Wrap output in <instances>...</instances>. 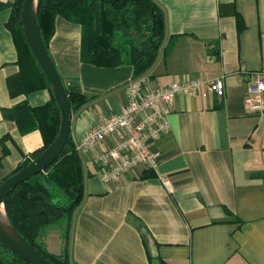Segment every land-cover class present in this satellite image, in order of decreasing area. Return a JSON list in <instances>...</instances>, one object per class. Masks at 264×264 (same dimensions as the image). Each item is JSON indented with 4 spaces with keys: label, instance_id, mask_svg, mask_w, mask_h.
<instances>
[{
    "label": "crops",
    "instance_id": "obj_1",
    "mask_svg": "<svg viewBox=\"0 0 264 264\" xmlns=\"http://www.w3.org/2000/svg\"><path fill=\"white\" fill-rule=\"evenodd\" d=\"M13 1L0 0V155L6 149L0 181L43 145L38 129L21 133L2 108L50 99L46 88L9 91L8 79L19 72L6 26ZM154 1L163 12L164 37L154 63L141 74L149 86L221 77L225 92L217 97L205 84L194 95L175 96L166 115L169 128L152 145L155 170L137 168L105 183L94 157L117 136L87 151L76 149L83 195L71 218L70 263L264 264V114L249 111L244 101L252 74L264 73V0ZM80 38L79 24L55 17L49 54L68 88L93 96L71 111L75 147L85 130L120 111L133 75L128 64L82 62ZM54 230L59 244L52 249ZM42 239L50 252H61V231L45 229Z\"/></svg>",
    "mask_w": 264,
    "mask_h": 264
},
{
    "label": "trees",
    "instance_id": "obj_2",
    "mask_svg": "<svg viewBox=\"0 0 264 264\" xmlns=\"http://www.w3.org/2000/svg\"><path fill=\"white\" fill-rule=\"evenodd\" d=\"M22 2L14 0L9 3L10 14L6 22L17 50L19 66L17 75L8 79L9 91L15 94L46 88L50 99L33 107L21 102L9 109L2 108L4 117L14 120L21 133L36 128L43 138V145L11 173L38 156L53 141L59 127L58 105L23 33L20 21ZM56 16L80 25L79 54L82 62L107 67L128 64L133 67L132 77L140 76L154 63L164 37L163 12L154 0H38L37 22L47 49ZM237 22L240 25L238 16ZM65 88L71 111L93 98L77 88L66 85ZM4 139H0L1 144ZM5 153L3 146L0 161ZM152 175V172L145 171V176ZM82 195V162L69 136L55 161L12 188L5 198L4 207L15 229L45 258L53 264H71L68 252L71 218ZM60 220H64L61 231L63 245L61 252L56 254L46 248L41 233ZM136 225L145 235L143 223L138 221ZM0 264L29 263L0 242ZM159 264L165 263L160 261Z\"/></svg>",
    "mask_w": 264,
    "mask_h": 264
},
{
    "label": "built area",
    "instance_id": "obj_3",
    "mask_svg": "<svg viewBox=\"0 0 264 264\" xmlns=\"http://www.w3.org/2000/svg\"><path fill=\"white\" fill-rule=\"evenodd\" d=\"M217 96L225 92L221 77L211 81L201 78L175 79L152 88L145 76L131 77L125 84L126 103L112 114L85 130L76 149L87 151L108 136H117L114 144L98 152L94 162L98 176L105 182L116 181L122 174L137 168L155 170L157 153L152 145L169 128L167 112L177 94L194 95L203 85ZM249 111L264 114V73H253L244 97Z\"/></svg>",
    "mask_w": 264,
    "mask_h": 264
},
{
    "label": "water",
    "instance_id": "obj_4",
    "mask_svg": "<svg viewBox=\"0 0 264 264\" xmlns=\"http://www.w3.org/2000/svg\"><path fill=\"white\" fill-rule=\"evenodd\" d=\"M38 0H23L20 21L28 47L48 80L59 109V127L53 141L25 166L7 175L0 182V242L29 264H53L38 252L11 224L4 201L20 182L43 171L62 153L70 136L71 109L63 80L42 39L37 22Z\"/></svg>",
    "mask_w": 264,
    "mask_h": 264
},
{
    "label": "rangeland",
    "instance_id": "obj_5",
    "mask_svg": "<svg viewBox=\"0 0 264 264\" xmlns=\"http://www.w3.org/2000/svg\"><path fill=\"white\" fill-rule=\"evenodd\" d=\"M64 227V220H60L57 224H55L54 226H50V227H48L47 229H50V228H53V229H57V230H59V233H60V231H62L63 228ZM54 234H53V238H54V240H53V242L52 243H49V246L52 248V249H55V246H54V244H59V241L58 240H56L57 239V236H56V230H54V231H52ZM44 238H46V237H43V239ZM43 239H42V242H43ZM44 243V242H43ZM45 244V243H44Z\"/></svg>",
    "mask_w": 264,
    "mask_h": 264
}]
</instances>
